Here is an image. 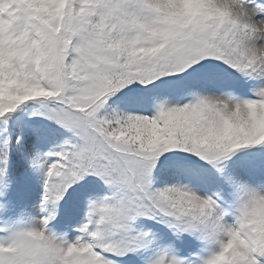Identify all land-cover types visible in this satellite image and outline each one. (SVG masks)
<instances>
[{
    "label": "snow or ice",
    "instance_id": "snow-or-ice-1",
    "mask_svg": "<svg viewBox=\"0 0 264 264\" xmlns=\"http://www.w3.org/2000/svg\"><path fill=\"white\" fill-rule=\"evenodd\" d=\"M126 260L264 264V0H0V264Z\"/></svg>",
    "mask_w": 264,
    "mask_h": 264
},
{
    "label": "rangeland",
    "instance_id": "rangeland-1",
    "mask_svg": "<svg viewBox=\"0 0 264 264\" xmlns=\"http://www.w3.org/2000/svg\"><path fill=\"white\" fill-rule=\"evenodd\" d=\"M36 123L39 124L40 121L37 119V120H36ZM124 264H132V261H130V260H126V261L124 262Z\"/></svg>",
    "mask_w": 264,
    "mask_h": 264
}]
</instances>
